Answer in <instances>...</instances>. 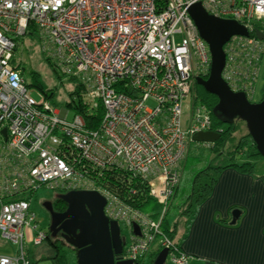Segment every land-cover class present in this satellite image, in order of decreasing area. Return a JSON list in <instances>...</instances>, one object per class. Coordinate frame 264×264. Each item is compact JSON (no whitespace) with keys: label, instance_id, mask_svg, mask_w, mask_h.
I'll list each match as a JSON object with an SVG mask.
<instances>
[{"label":"built area","instance_id":"built-area-1","mask_svg":"<svg viewBox=\"0 0 264 264\" xmlns=\"http://www.w3.org/2000/svg\"><path fill=\"white\" fill-rule=\"evenodd\" d=\"M197 3L249 31L225 44L222 77L252 99L264 45L251 34H264V0H166L162 6L158 0H0V234L16 248L0 264H30L26 245L46 240L31 210L41 188L98 192L108 219L130 231L125 260L139 264L161 246L169 250L167 263L191 264L163 234L161 220L178 189L189 140L217 132L194 95L196 77L207 79L211 71L209 47L189 14ZM37 32L62 72L81 84L85 104L103 107L98 130L80 114L69 121L68 111L33 98L12 60L17 41ZM113 169L149 181L150 196L163 206L159 221L96 185L95 175Z\"/></svg>","mask_w":264,"mask_h":264},{"label":"water","instance_id":"water-1","mask_svg":"<svg viewBox=\"0 0 264 264\" xmlns=\"http://www.w3.org/2000/svg\"><path fill=\"white\" fill-rule=\"evenodd\" d=\"M189 14L211 54L209 77H196V83L218 98L212 112L219 121L231 125L240 119L246 124L257 151L264 158V100L252 103L245 93L233 92L222 77L226 63L225 44L234 36L249 37V31L235 20L209 15L201 3L192 5ZM257 38L263 40L264 34L257 32ZM2 133L6 135L7 131ZM220 138V133L208 131L195 134L192 141L214 144ZM57 198L68 207L64 213H56L51 202L44 203L51 216L50 232L56 237L55 228L59 227L66 242L77 251L76 264H133L122 257L126 239L121 235L118 222L105 215L106 201L98 192L71 191ZM240 216V210L232 212V225ZM134 234L140 235L138 226H134ZM168 253V249H163L154 264H166Z\"/></svg>","mask_w":264,"mask_h":264},{"label":"trees","instance_id":"trees-1","mask_svg":"<svg viewBox=\"0 0 264 264\" xmlns=\"http://www.w3.org/2000/svg\"><path fill=\"white\" fill-rule=\"evenodd\" d=\"M165 1L166 0H158L161 6L165 3ZM260 28L261 27H258L257 29L260 30ZM251 37L256 38L257 33L256 35L252 33ZM260 41L264 45V41ZM12 63L14 64L16 69L20 70V66L16 65L15 63V58H13ZM77 83L79 85L77 86V90L74 94L79 97V100L77 103L73 101L69 102L67 104V107L73 109L75 115H82L89 129L98 130L104 117L103 107L101 105H98V107L94 108L89 104H85L81 96V84L78 81ZM194 93L196 96V102L205 105V107L210 111L212 120V130L220 132L221 134V138L216 143L212 144V149L214 150L215 158H217L218 163L216 165H211L208 168V171H212L215 174H218L227 169H235L241 173L252 175L255 171L257 163L264 158L257 151L256 145L254 144L245 123L240 119H236L231 125L223 124L213 115L212 112L215 106L218 104V98L214 95L207 93L204 88L199 86L196 82L194 85ZM53 95V93L48 94L49 97H53ZM249 100L251 101V99ZM262 100H264V92H262ZM242 126H245V133H243ZM191 142V140H189L188 142V152H190L189 148L191 146ZM183 166L184 164L182 165V168ZM185 167L186 166H184V168ZM204 172L206 171L203 170V172L201 173ZM211 180L213 182V185H208L205 188L204 194H202L198 200L196 198H193V194H190L184 197V202L181 206L176 205V203L174 204V200L180 189L181 182L178 185V189L172 198V204H170L171 207L169 208L163 220H161L162 232L172 242L176 252L183 251L181 249V242L186 239L189 234L190 227L195 219L193 218V216L196 207L201 201H203L204 203L206 200L209 199L214 189V186L218 182V179L212 178ZM95 183L99 187L104 188L106 190H110L113 193L117 194L118 198L121 200V203L126 204L128 207L139 210L141 213L148 215L151 219L155 221L160 220V214L163 210V206L159 204L157 200L150 196L149 181L146 178H143L141 175L128 172L125 169H113L109 171H103L100 174L95 175ZM207 189H209L208 193ZM172 208L175 210L176 219L178 218L179 220H176L173 225L170 226L166 225L165 221L169 215V211ZM46 235L47 238L44 242H48L54 250V255L53 257H51V260L54 264L77 263V258L75 261H72L73 259L69 256V254L68 256L60 255L61 249L63 251L69 252L66 249L68 248L74 254H76L77 252L76 249H74L68 244H60L58 239V242H56L55 240H53L54 238H51L49 236L48 233ZM162 250L163 249L161 246H156L146 257L143 258V260H145L143 264H154L158 254ZM26 258L30 262V264H38L40 262L38 260H32L31 252L27 250ZM142 261H140L139 264ZM192 262L193 261H191V263Z\"/></svg>","mask_w":264,"mask_h":264},{"label":"crops","instance_id":"crops-1","mask_svg":"<svg viewBox=\"0 0 264 264\" xmlns=\"http://www.w3.org/2000/svg\"><path fill=\"white\" fill-rule=\"evenodd\" d=\"M262 92L264 51L251 102L262 101ZM255 170V176L235 169L222 172L212 196L200 208L187 238L181 242L183 252L192 258L191 264H264V159ZM232 209L241 211L234 225ZM218 214H222L224 224L215 220ZM3 241L0 234V257L14 256L16 248L8 249ZM51 257L49 252L42 255L38 264H54Z\"/></svg>","mask_w":264,"mask_h":264},{"label":"rangeland","instance_id":"rangeland-1","mask_svg":"<svg viewBox=\"0 0 264 264\" xmlns=\"http://www.w3.org/2000/svg\"><path fill=\"white\" fill-rule=\"evenodd\" d=\"M14 58L16 65L20 66V71L24 80L32 91L33 98L37 101H41L45 98V100L49 104H51L52 108L58 112H62L63 110L68 111L66 118L67 120L72 121L75 117V113L73 109L67 107V104L71 101L76 103L78 102L79 97L74 93L77 90V86L79 84L71 76H68L62 72L61 68L57 65L56 60L50 56L48 51L45 50V43L41 39L40 34L37 32L33 34H27L26 36L20 38L17 41V49L15 51ZM33 77L35 78V80ZM49 93H53V97H49ZM96 102L99 103V100L96 99ZM188 102L190 103L191 101L188 100L187 103ZM149 105L155 106V103L150 102ZM184 114H187L186 109L184 110ZM184 120L187 121V116H185ZM245 132L246 129L244 126L243 133ZM189 149L190 152H188L183 162L184 166L186 167L184 168L183 166V170L181 172L182 176L180 181V189L174 200V204L176 203V205L178 206H181L184 202V197L190 194H193V198H196L198 200L200 196L204 194L205 188L208 185H213L211 179H219L220 175L223 172L222 171L221 173L215 174L212 171H208V168L211 165H216L218 163L217 158H215L214 150L212 149V144L198 143L192 141ZM203 170H205L206 172L201 173L203 172ZM255 175L256 170L254 171L252 176ZM208 190L209 189H207V193ZM57 193L58 192L47 188H41L32 194V212L36 214L37 222L46 234L48 232L47 223L49 219V214L44 208V203L50 202V200L55 199L54 197ZM204 203L203 201H201L198 204L195 209L193 218L198 217V215L200 214V208L203 206ZM233 210L235 209H232L230 214H232ZM176 220L179 219H176L175 210L172 208L169 211V215L165 221V224L171 226ZM215 220L218 223H225L222 218V214L216 215ZM120 226L122 230V236L126 239L128 245L131 241L130 231L125 229L122 224H120ZM53 240L58 242L57 239ZM59 242L60 244H68L66 241L63 240L62 242ZM3 243V245L8 246V249H11L13 251L15 250V246L11 245L9 242L3 241ZM127 245L125 246V250L127 249ZM66 249L69 252L63 251L61 249L60 255L68 256L69 254V256L73 259L72 261H75L77 258L76 254H74L70 249ZM26 250L32 253L34 260L41 259L42 255L48 252L51 255H54V250H52L48 242H43V244H41L40 246H33L32 244H27ZM144 262L145 260H143L140 264H143ZM167 264H169V262Z\"/></svg>","mask_w":264,"mask_h":264},{"label":"flooded vegetation","instance_id":"flooded-vegetation-1","mask_svg":"<svg viewBox=\"0 0 264 264\" xmlns=\"http://www.w3.org/2000/svg\"><path fill=\"white\" fill-rule=\"evenodd\" d=\"M66 193H57L55 195V199L53 200H50V202L52 203V207H53V210L54 212L56 213H64L66 210H67V204L63 201V200H60L58 199L57 197L58 196H61V195H64ZM49 214V212H48ZM47 229H48V234L51 238H54V239H58V241H66L65 238L63 237V232L59 230V227H56L55 230H56V233H57V236L56 237H52V233L50 232V225H51V216L49 214V219H48V223H47ZM121 235H122V232H121ZM62 239V240H61ZM123 259L125 260L126 259V250H125V247L123 248Z\"/></svg>","mask_w":264,"mask_h":264},{"label":"clouds","instance_id":"clouds-1","mask_svg":"<svg viewBox=\"0 0 264 264\" xmlns=\"http://www.w3.org/2000/svg\"><path fill=\"white\" fill-rule=\"evenodd\" d=\"M166 263H167V260H166Z\"/></svg>","mask_w":264,"mask_h":264}]
</instances>
